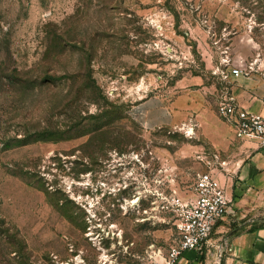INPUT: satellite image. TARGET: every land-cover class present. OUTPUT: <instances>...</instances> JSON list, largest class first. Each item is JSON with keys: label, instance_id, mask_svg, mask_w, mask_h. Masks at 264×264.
I'll list each match as a JSON object with an SVG mask.
<instances>
[{"label": "rangeland", "instance_id": "374dc122", "mask_svg": "<svg viewBox=\"0 0 264 264\" xmlns=\"http://www.w3.org/2000/svg\"><path fill=\"white\" fill-rule=\"evenodd\" d=\"M260 57L264 0H0V264H161L174 199L228 159L129 109ZM212 253L225 263L224 242Z\"/></svg>", "mask_w": 264, "mask_h": 264}, {"label": "crops", "instance_id": "0c3cea01", "mask_svg": "<svg viewBox=\"0 0 264 264\" xmlns=\"http://www.w3.org/2000/svg\"><path fill=\"white\" fill-rule=\"evenodd\" d=\"M263 65L249 75H231L229 80L215 75L213 79L199 81V91L190 98L185 90H179L177 98L169 100L162 94L146 95L134 103L129 115L146 130L176 126L190 118L198 123L195 131H202L213 148L228 159L223 168L215 173L232 199L227 213L214 226L216 236L204 243L200 251L186 250L179 264H210L212 247L226 245L224 264H264V145L256 138H239L233 128L218 118L200 93H233L244 108L264 113ZM202 91V92H201ZM187 96V97H185ZM236 225V227H234ZM211 233V235H212Z\"/></svg>", "mask_w": 264, "mask_h": 264}, {"label": "built area", "instance_id": "2783aa9c", "mask_svg": "<svg viewBox=\"0 0 264 264\" xmlns=\"http://www.w3.org/2000/svg\"><path fill=\"white\" fill-rule=\"evenodd\" d=\"M222 62H228L223 59ZM253 64L242 62L230 71L222 70L221 77L229 80L230 76L249 75ZM264 103V93L262 95ZM218 114L231 125L239 138H256L264 145V113L242 107L233 93L223 94L218 104ZM198 123L194 118L176 126L188 136H193ZM210 168L198 172L195 178V197L188 203L174 199L182 206L179 212L177 228L179 239L170 245L164 254L161 264H179L180 258L186 250L200 251L204 243L210 238L214 226L227 213L232 199L227 194L225 186L218 179L212 164L218 163L223 168L227 163L219 154L215 153L207 161ZM65 264H68L67 262Z\"/></svg>", "mask_w": 264, "mask_h": 264}, {"label": "bare ground", "instance_id": "6f19581e", "mask_svg": "<svg viewBox=\"0 0 264 264\" xmlns=\"http://www.w3.org/2000/svg\"><path fill=\"white\" fill-rule=\"evenodd\" d=\"M137 199H135L133 202H136Z\"/></svg>", "mask_w": 264, "mask_h": 264}, {"label": "trees", "instance_id": "16d2710c", "mask_svg": "<svg viewBox=\"0 0 264 264\" xmlns=\"http://www.w3.org/2000/svg\"><path fill=\"white\" fill-rule=\"evenodd\" d=\"M234 227H236V225H234Z\"/></svg>", "mask_w": 264, "mask_h": 264}]
</instances>
